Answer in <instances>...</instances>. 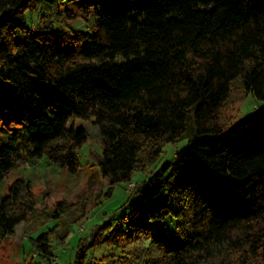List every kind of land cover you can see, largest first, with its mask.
<instances>
[{"label": "trees", "instance_id": "1", "mask_svg": "<svg viewBox=\"0 0 264 264\" xmlns=\"http://www.w3.org/2000/svg\"><path fill=\"white\" fill-rule=\"evenodd\" d=\"M92 16L90 30L72 26ZM237 80L241 100L264 101V0H0V96H12L0 103V137L9 138L0 182L22 133L34 157L75 175L96 127L100 203L187 138L131 211L147 239L151 220L175 218L177 244L151 239L95 261L90 252L109 220L79 239L70 264H264V106L228 122ZM68 211L66 200L37 199L17 178L0 196V246L34 217L29 241L51 263L54 242L65 244L84 217L79 208L69 220ZM51 219L57 226L34 236Z\"/></svg>", "mask_w": 264, "mask_h": 264}, {"label": "rangeland", "instance_id": "2", "mask_svg": "<svg viewBox=\"0 0 264 264\" xmlns=\"http://www.w3.org/2000/svg\"><path fill=\"white\" fill-rule=\"evenodd\" d=\"M94 20L93 16L89 23L79 19L73 22L72 26L75 29L88 31L92 28ZM37 23L35 16L31 20V25L35 27ZM242 90L241 81H235L232 85V96L223 110L228 122L235 123L241 118L254 114L260 106H264V101L257 99L251 93L241 100ZM0 103L11 105L12 96H0ZM90 132L88 141L80 151V171L75 175L66 168L49 162L46 157H34L30 152L31 146L27 134L22 133L19 136L17 159L13 168L0 182V196L6 194L12 183L21 177L31 182L37 199L42 200L46 192H51L56 200H66L69 204L66 218L69 217V220L77 215L79 208L84 210V217L70 224L69 236L65 244L61 241L54 242L55 256L51 263L41 261L32 248L28 233L38 223L34 217H31L26 224L22 223L18 226L15 237L8 238L0 246V264H70L74 261L79 239L88 235L94 226L104 224L109 220L112 221L111 229L103 234L99 244L90 252V258L95 261L107 254L120 255L128 252L135 245H147L151 239H161L164 242L177 244L179 240L174 239L176 235L175 218L168 216L164 221L151 220L148 224L151 239H147L145 227L133 225L135 222L131 220V211L133 202L135 203L139 193L149 189L150 184L147 180L164 162L171 160L177 150L187 144L188 139L184 138L167 144L162 158L151 170L135 172L131 182L134 186L133 194L127 192V184H121L110 199L98 203L106 188L97 173L93 157L102 151L103 145L98 128L93 127ZM8 140V137H0V145ZM47 211L50 212L51 209ZM57 224L58 221L55 219L46 220L34 236L55 228Z\"/></svg>", "mask_w": 264, "mask_h": 264}, {"label": "built area", "instance_id": "3", "mask_svg": "<svg viewBox=\"0 0 264 264\" xmlns=\"http://www.w3.org/2000/svg\"><path fill=\"white\" fill-rule=\"evenodd\" d=\"M127 186H128V188H127V192H129V193H134V186H133V184L131 183V182H129L128 184H127Z\"/></svg>", "mask_w": 264, "mask_h": 264}]
</instances>
